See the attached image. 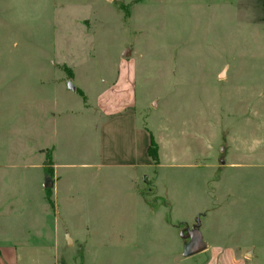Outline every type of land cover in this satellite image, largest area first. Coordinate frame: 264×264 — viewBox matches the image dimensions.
<instances>
[{"label": "rangeland", "instance_id": "obj_1", "mask_svg": "<svg viewBox=\"0 0 264 264\" xmlns=\"http://www.w3.org/2000/svg\"><path fill=\"white\" fill-rule=\"evenodd\" d=\"M126 67L154 164L81 165L84 103ZM196 229L264 264V0H0V237L20 263H209L184 254Z\"/></svg>", "mask_w": 264, "mask_h": 264}, {"label": "crops", "instance_id": "obj_2", "mask_svg": "<svg viewBox=\"0 0 264 264\" xmlns=\"http://www.w3.org/2000/svg\"><path fill=\"white\" fill-rule=\"evenodd\" d=\"M126 68L119 69L109 81L104 79L101 83L100 80L98 98L92 104H89L88 99L84 103L85 107L92 106L94 111L97 152L93 163L81 165L112 171L146 169L154 164L148 150L151 134L139 123L135 110L133 71ZM230 164L232 168L242 165L238 161ZM204 243L205 248L201 251L212 254L211 261L204 264H245L251 259L245 258L249 253L248 247L237 252L233 246H217L207 240ZM24 246L25 243L19 240H4L0 237V264H21L20 252Z\"/></svg>", "mask_w": 264, "mask_h": 264}, {"label": "water", "instance_id": "obj_3", "mask_svg": "<svg viewBox=\"0 0 264 264\" xmlns=\"http://www.w3.org/2000/svg\"><path fill=\"white\" fill-rule=\"evenodd\" d=\"M69 88L71 90H74L75 87L71 84H68ZM45 188H51L52 182L49 179H46V182L44 184ZM190 236L189 242L184 247V254L185 255H192L196 252H199L205 248V243L202 239V235L199 230L189 231L187 232ZM70 241V240H69ZM247 256H251V253L249 252Z\"/></svg>", "mask_w": 264, "mask_h": 264}, {"label": "trees", "instance_id": "obj_4", "mask_svg": "<svg viewBox=\"0 0 264 264\" xmlns=\"http://www.w3.org/2000/svg\"><path fill=\"white\" fill-rule=\"evenodd\" d=\"M148 150H149V154L151 155V157L154 158L153 157V153H151V142H150V145H149V149ZM47 189H50V188H47Z\"/></svg>", "mask_w": 264, "mask_h": 264}]
</instances>
